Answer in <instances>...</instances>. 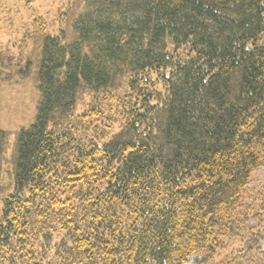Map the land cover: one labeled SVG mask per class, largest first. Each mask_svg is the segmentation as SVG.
<instances>
[{
    "label": "trees",
    "instance_id": "1",
    "mask_svg": "<svg viewBox=\"0 0 264 264\" xmlns=\"http://www.w3.org/2000/svg\"><path fill=\"white\" fill-rule=\"evenodd\" d=\"M50 4L0 0L38 97L0 127V264H264V0Z\"/></svg>",
    "mask_w": 264,
    "mask_h": 264
},
{
    "label": "rangeland",
    "instance_id": "2",
    "mask_svg": "<svg viewBox=\"0 0 264 264\" xmlns=\"http://www.w3.org/2000/svg\"><path fill=\"white\" fill-rule=\"evenodd\" d=\"M12 4H16L23 8L33 7L44 8L48 5L50 0H6ZM34 8V7H33ZM25 11V9H23ZM1 80V79H0ZM35 82L31 81L30 78L19 79L17 84L9 89H4L0 83V127L6 131H9V148H12L15 138L16 130L29 124L35 115V104L38 101L37 90L35 89ZM8 154H6L7 157ZM7 164L2 161L1 164V175L2 178L6 177ZM7 181V179H4ZM264 183V167H262L256 179L253 181V185L258 186ZM188 264H196L191 261Z\"/></svg>",
    "mask_w": 264,
    "mask_h": 264
}]
</instances>
